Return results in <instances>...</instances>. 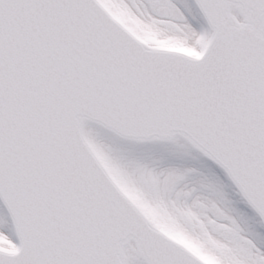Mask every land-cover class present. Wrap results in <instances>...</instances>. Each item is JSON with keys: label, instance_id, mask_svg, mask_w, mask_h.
<instances>
[{"label": "snow or ice", "instance_id": "snow-or-ice-1", "mask_svg": "<svg viewBox=\"0 0 264 264\" xmlns=\"http://www.w3.org/2000/svg\"><path fill=\"white\" fill-rule=\"evenodd\" d=\"M0 264H264V0H0Z\"/></svg>", "mask_w": 264, "mask_h": 264}]
</instances>
